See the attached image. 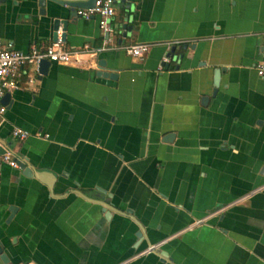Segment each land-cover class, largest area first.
Here are the masks:
<instances>
[{"label": "crops", "instance_id": "obj_1", "mask_svg": "<svg viewBox=\"0 0 264 264\" xmlns=\"http://www.w3.org/2000/svg\"><path fill=\"white\" fill-rule=\"evenodd\" d=\"M132 1L106 35L49 0H0L2 42L48 45L60 17L78 53L9 93L0 139L52 190L0 162V264H264V0Z\"/></svg>", "mask_w": 264, "mask_h": 264}, {"label": "built area", "instance_id": "obj_2", "mask_svg": "<svg viewBox=\"0 0 264 264\" xmlns=\"http://www.w3.org/2000/svg\"><path fill=\"white\" fill-rule=\"evenodd\" d=\"M79 18L90 20L94 17L99 19V27L101 31L109 35L112 33L110 20L115 15V4L113 0H95L94 7L88 9L76 10ZM149 44H134L124 48L126 54L134 59L142 60L150 51ZM77 52L68 51L64 48V43L57 34V40L48 45H32L27 52H21L14 49L12 43L2 42L0 40V123L4 119L6 106L1 103V99L5 94L22 89L25 79L26 85H32L36 76H39V65L41 61L47 60L50 63L68 66L72 63ZM169 58L162 59V65L168 64ZM33 68V74H29V68ZM163 66L159 70H162ZM259 77L264 78V62L260 63L257 68ZM11 136L23 142L30 136L36 138H48L47 135L41 133L31 134L18 128L11 130ZM1 163H6L12 168H18V164L12 155L6 151L0 157ZM30 264V263H29Z\"/></svg>", "mask_w": 264, "mask_h": 264}, {"label": "water", "instance_id": "obj_3", "mask_svg": "<svg viewBox=\"0 0 264 264\" xmlns=\"http://www.w3.org/2000/svg\"><path fill=\"white\" fill-rule=\"evenodd\" d=\"M51 1L53 4L59 6V7H67L70 11L69 17L72 19L78 17L76 10L78 9H88V8H92L94 7L95 4V0H49ZM114 4H121L124 7H126L127 10L130 9L131 5H132V0H113ZM38 6L41 8L40 9V14L44 15L46 13V0H38ZM50 12H52L53 14H57V10L56 9H50ZM61 13H59L58 15H60ZM56 15V16H58ZM55 19L53 20V41L57 40V34H58V30L60 28V26H63V32L66 31L67 28V24H68V19H61L60 17H54ZM127 27L124 26V29H126ZM131 31L130 29L126 30V33H123V37L130 36ZM61 40L64 42L65 40V35L63 34L61 36ZM174 49H172L173 51ZM167 58L170 57V55L166 56ZM52 63H50L47 60H43L41 61L40 65H39V78H41L42 76H45L48 73V70L50 68ZM98 67H99V71L97 72V76L101 77V78H108L110 80H116L117 79V73L115 71H109L105 69V62L104 61H99L98 62ZM10 94H5L4 97L1 99V103L4 106H8V104L10 103ZM173 138V135H168L165 140H171ZM8 146H6V144L1 141L0 139V157L2 155L5 154V152L8 150L7 149ZM19 168L22 171L23 176L29 178V179H36L39 182L45 184L48 189L51 191L52 190V180H49V177L47 173L44 172H37L36 170H34L33 168H31V165L22 160V159H15ZM264 173V169L262 171ZM83 196V195H82ZM84 197V196H83ZM98 202V201H97ZM99 205H101L102 207V212L104 213V216L106 218V220H109L112 216V214L114 213L115 208L108 204V203H104L99 201ZM125 216H130L131 212L129 210H126L124 212ZM142 230H140L137 234L136 237L137 238H141L142 236ZM164 254V253H163ZM0 260L3 263H7L8 259L6 257V255L3 253L2 250V246L0 245Z\"/></svg>", "mask_w": 264, "mask_h": 264}]
</instances>
